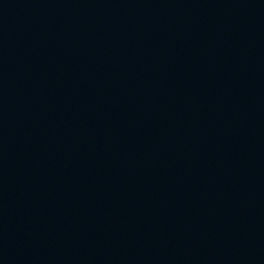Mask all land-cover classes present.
Segmentation results:
<instances>
[{
    "label": "water",
    "instance_id": "water-1",
    "mask_svg": "<svg viewBox=\"0 0 264 264\" xmlns=\"http://www.w3.org/2000/svg\"><path fill=\"white\" fill-rule=\"evenodd\" d=\"M0 264H264V0H0Z\"/></svg>",
    "mask_w": 264,
    "mask_h": 264
}]
</instances>
